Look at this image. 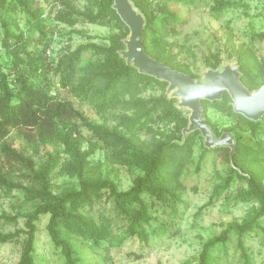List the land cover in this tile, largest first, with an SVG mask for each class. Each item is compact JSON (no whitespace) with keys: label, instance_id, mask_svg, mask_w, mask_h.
I'll list each match as a JSON object with an SVG mask.
<instances>
[{"label":"trees","instance_id":"16d2710c","mask_svg":"<svg viewBox=\"0 0 264 264\" xmlns=\"http://www.w3.org/2000/svg\"><path fill=\"white\" fill-rule=\"evenodd\" d=\"M72 1L43 0L40 7L29 0H0V45L7 58L0 63V191L6 196L20 193L24 204L37 203L30 210L0 215V220L15 228L18 219H23L22 228L7 233L0 230V246L20 245L16 264H34L37 226L43 216L48 218L47 235L64 264H79L73 239L95 247L121 238L147 244V227L157 219L158 210L168 211L169 219L177 215L184 190L180 173L192 159L197 139H202L199 131L184 133L188 115L176 106V98L165 94L168 84L138 73L121 57L129 32L112 9L113 0H87L89 5L82 10ZM129 1L144 18L145 54L195 80L197 76L173 53L177 47L173 39L185 19L169 10V0L163 2L158 15L148 11L144 0ZM57 3L61 7L54 21L44 19L46 8ZM229 7L235 4L218 0L213 10ZM17 9L25 15L23 32L10 19ZM80 23L104 26L113 33L105 44H99L81 32L87 43L48 60L45 51L54 32L62 36L58 25ZM32 33H37L36 40ZM253 40L264 42V33H255ZM84 51L92 52L97 60L80 65ZM205 63L208 69L217 70L221 60L214 55ZM237 65L240 81L250 92L264 85V60H258L250 48L237 56ZM149 85L157 86L161 94L143 96ZM61 90L79 105L93 109L102 121L88 119L71 99L60 96ZM201 103L204 112L210 107L236 122L225 129L233 135L235 150L230 156V148L207 149L202 145L198 165L209 152L225 153L229 172L246 186L241 199L253 200L256 206H251L240 222L226 223L218 235L205 240L196 264H214L216 250L226 245L231 233L236 236L242 264H251L244 237L260 228L264 217V114L254 122L234 113L226 92L219 101ZM205 121L219 136L216 127ZM81 129L87 131V137L81 135ZM12 132L15 143L7 141ZM140 135L149 136L151 142L145 143ZM99 146L113 162H130L140 171L128 190H119L103 175L99 164L90 163ZM56 173L74 178L78 188L54 192L51 179ZM231 175L224 185H229ZM103 204L108 206L109 217L101 211L95 219L94 208ZM125 256L140 257L131 252Z\"/></svg>","mask_w":264,"mask_h":264},{"label":"rangeland","instance_id":"374dc122","mask_svg":"<svg viewBox=\"0 0 264 264\" xmlns=\"http://www.w3.org/2000/svg\"><path fill=\"white\" fill-rule=\"evenodd\" d=\"M29 1L32 5L44 6L43 0ZM144 1L148 11L154 15H158L163 2H167V0ZM216 1L218 0H169L167 2L169 10L185 19L184 25L179 28L178 35L173 39L177 44L173 53L177 55L178 62L186 64L191 73L197 76L196 81H202L203 74L208 70L205 60L212 61L214 55H218L221 60L218 70L227 65H237V56L249 48L258 60H264V42L253 40L255 33H264V0H223L234 3L235 7L215 12L213 8ZM72 5L82 10L89 5V2L73 0ZM10 19L16 22L17 30L22 32L25 30V15L20 9L11 13ZM10 28L15 30L14 23L10 24ZM57 30L62 36H58L53 43V57L73 51L79 45L87 43L86 36L94 37L93 42L105 44V39L113 33L107 27L89 23H80L73 27L60 24ZM81 32H84L86 36H83ZM32 37L36 40L37 33H32ZM97 58L92 52L84 51L80 65L95 61ZM6 59L0 45V63H4ZM159 94L161 90L157 86L149 85L143 96H158ZM165 94L171 97L172 92H168L166 88ZM60 96L71 99L76 108L82 111L88 119L102 121L93 109L86 105H79L66 90H61ZM181 110L189 116L188 109L181 108ZM206 119L216 127L220 135L226 132V128L236 124L230 117L210 107L204 112V120ZM75 123L78 124V122ZM80 133L84 137L88 135L85 129H81ZM14 136L15 133L12 132L7 141L15 143ZM214 136L216 140L219 138V136ZM140 138L145 143L151 142L149 136L140 135ZM202 145L204 146V139H197L192 159L180 173V181L184 188L181 192L183 203L177 207L178 213L175 217L169 219L168 211L162 213L158 210L157 219L147 227L149 236L147 244H142L136 239L121 238L112 244L105 242L95 247L91 243L73 239L72 244L79 258V264H196L205 240L218 235L226 223L240 222L251 206H256V203L253 200L241 199L240 193L245 191L246 186L229 172L230 163L225 153L209 152L198 165ZM108 154L99 146L90 157V163L99 164L103 175L112 179L119 190H128L140 171L130 162L127 165L113 162ZM229 175L233 178L226 186L224 184ZM51 184L54 192L78 188L74 178L59 173L52 177ZM36 204V202L24 204L22 195L16 191L9 196L0 191V215L2 213L14 215L16 212L30 210ZM103 206L99 205L94 208L95 219L101 211L109 217L108 206L104 204ZM47 221V216H43L38 222L33 255L34 264H64L59 249L53 246L45 230ZM260 225V228L254 229L244 237L251 264H264V217L260 220ZM22 227L23 219L20 218L16 228ZM16 228L13 224L0 220L2 232H12ZM126 252L134 253V257L135 254L140 257L129 259L125 256ZM19 253V244L1 245L0 264H16ZM215 256L214 264H242L235 234H230L226 245L216 250Z\"/></svg>","mask_w":264,"mask_h":264},{"label":"water","instance_id":"95a60500","mask_svg":"<svg viewBox=\"0 0 264 264\" xmlns=\"http://www.w3.org/2000/svg\"><path fill=\"white\" fill-rule=\"evenodd\" d=\"M112 9L128 29L125 49L120 53L126 64L132 65L138 73L166 82L167 91L172 98L180 101L178 108L190 111L188 125L184 133L199 131L204 139V147L214 149L230 148V156L235 150L234 138L229 132L222 133L216 140L204 120V108L201 101H219L224 92L233 102V111L251 121H259L264 114V85L250 92L240 81L238 65H227L221 70L208 69L202 81L194 80L190 75L179 72L146 55L143 46V16L132 6L129 0H113Z\"/></svg>","mask_w":264,"mask_h":264},{"label":"built area","instance_id":"2783aa9c","mask_svg":"<svg viewBox=\"0 0 264 264\" xmlns=\"http://www.w3.org/2000/svg\"><path fill=\"white\" fill-rule=\"evenodd\" d=\"M60 7L61 6L57 3L55 5V7L52 8V9L49 8V7L46 8V10L44 11V13L42 14V17L44 19L49 18L53 22L54 21V16L57 13V11L60 9ZM50 9L52 10L51 13H49L50 12ZM56 39H58L57 31L54 32V34L52 36V43L50 44V46L45 51V56L47 57L48 60H50L53 57V55H52L53 43H54V41Z\"/></svg>","mask_w":264,"mask_h":264}]
</instances>
